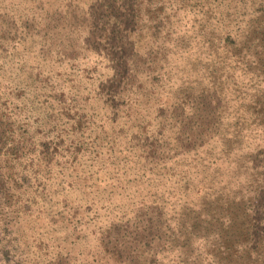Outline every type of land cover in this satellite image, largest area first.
<instances>
[{
  "label": "rangeland",
  "instance_id": "obj_1",
  "mask_svg": "<svg viewBox=\"0 0 264 264\" xmlns=\"http://www.w3.org/2000/svg\"><path fill=\"white\" fill-rule=\"evenodd\" d=\"M0 264H264V0H0Z\"/></svg>",
  "mask_w": 264,
  "mask_h": 264
}]
</instances>
